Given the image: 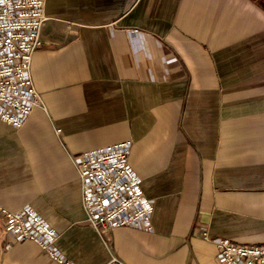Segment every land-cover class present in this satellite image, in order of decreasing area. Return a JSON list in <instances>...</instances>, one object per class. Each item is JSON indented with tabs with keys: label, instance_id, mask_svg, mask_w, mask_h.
Masks as SVG:
<instances>
[{
	"label": "crops",
	"instance_id": "0c3cea01",
	"mask_svg": "<svg viewBox=\"0 0 264 264\" xmlns=\"http://www.w3.org/2000/svg\"><path fill=\"white\" fill-rule=\"evenodd\" d=\"M41 99L0 118V205L36 209L69 264H222L264 245V0H46ZM131 139L153 229L94 228L78 157ZM0 264H65L5 232Z\"/></svg>",
	"mask_w": 264,
	"mask_h": 264
},
{
	"label": "built area",
	"instance_id": "2783aa9c",
	"mask_svg": "<svg viewBox=\"0 0 264 264\" xmlns=\"http://www.w3.org/2000/svg\"><path fill=\"white\" fill-rule=\"evenodd\" d=\"M46 0H0V118L16 128L38 105L41 95L32 75V61L42 44L48 19ZM132 140L84 151L78 157L82 204L87 221L96 229L135 227L152 230L153 204L142 188V178L129 163ZM5 232L16 241L31 240L58 262L69 261L57 249L58 230L36 209L11 210L0 205ZM222 264H264V245L219 238ZM104 264H128L112 257Z\"/></svg>",
	"mask_w": 264,
	"mask_h": 264
}]
</instances>
